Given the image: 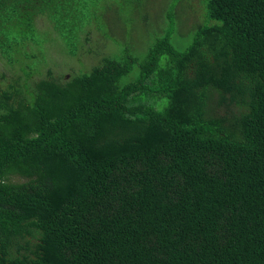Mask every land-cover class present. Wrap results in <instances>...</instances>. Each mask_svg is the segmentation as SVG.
Wrapping results in <instances>:
<instances>
[{"label": "trees", "instance_id": "1", "mask_svg": "<svg viewBox=\"0 0 264 264\" xmlns=\"http://www.w3.org/2000/svg\"><path fill=\"white\" fill-rule=\"evenodd\" d=\"M200 1L56 74L52 31L75 56L149 1L0 0V264H264V0Z\"/></svg>", "mask_w": 264, "mask_h": 264}, {"label": "rangeland", "instance_id": "2", "mask_svg": "<svg viewBox=\"0 0 264 264\" xmlns=\"http://www.w3.org/2000/svg\"><path fill=\"white\" fill-rule=\"evenodd\" d=\"M148 1L150 3V10L148 12H145V14L143 15L144 17L138 16L134 19L132 27L128 31L129 33H125L124 30H121L120 26L114 22L115 15L112 12H108L106 14V17L109 18L110 23H108V25H105L103 32L106 34L109 28V35H111L113 38H104L99 35V33L101 34V32L97 29L95 30L94 25H90V29H88L87 26V28L85 29L86 35H84V38L82 39V47L80 48L78 54L75 56H71L65 52L66 48L64 44L61 42L59 37H57L54 31H52V34H54L55 36L51 40V42H49V44H46L45 56L47 62L45 64L47 65V67H51L56 74H60L62 72L66 74L70 72L82 73L88 72L91 69L92 65L98 62L103 55L109 54L111 51L113 52L116 49L122 51V48L124 46H127V42L131 44L132 49L139 50L144 46L145 39L148 38V41L150 36L153 34V32L151 31L153 29L160 30L161 27L163 28L165 26L166 21H168L165 10L169 0ZM190 1L195 9L198 10L201 7L200 0ZM180 2L175 6L174 9L176 17L178 16L177 20H179L182 16L183 21L180 23L183 29H186L189 26L192 27L198 21L197 16L193 9L189 7H187L188 9L185 8L182 3L183 1ZM180 23L179 27H181ZM38 27L40 31L48 29L53 30L50 26L49 21H47L45 18L39 20ZM85 37H87V39ZM115 39L118 42H116ZM39 56L40 55L38 54V57ZM29 59L31 60H26L24 64L30 66L35 64V66H37V64L39 63L38 60H40L33 57ZM28 62L30 63L28 64ZM19 73H21L20 70ZM13 76L16 75H14L13 72L9 70L8 64L0 58V86H4L8 82H10ZM36 76L38 77L40 76V74L36 73L34 77Z\"/></svg>", "mask_w": 264, "mask_h": 264}]
</instances>
